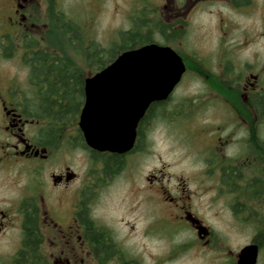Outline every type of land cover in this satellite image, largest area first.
Wrapping results in <instances>:
<instances>
[{
  "label": "flooded vegetation",
  "instance_id": "flooded-vegetation-1",
  "mask_svg": "<svg viewBox=\"0 0 264 264\" xmlns=\"http://www.w3.org/2000/svg\"><path fill=\"white\" fill-rule=\"evenodd\" d=\"M63 1L0 4V247L11 248L0 253V264L171 263L177 241L170 243L175 250L166 258L154 249L163 240L164 225L172 232L192 233L206 264H239L246 247L256 255L254 264H264V0H125V16L138 24L140 37L151 39L134 49L153 43L170 47L186 68L172 94L147 108L133 148L125 153L98 151L86 143L80 127L86 81L107 65H97L98 49L83 48L93 69L84 76L67 63L65 46L53 44L55 32L67 33ZM233 15L253 20L251 33L240 43L230 38ZM211 17L218 22L219 43L207 50L210 28L202 33L207 26L195 30L194 25ZM198 29V50L207 55L201 63L186 58ZM251 45V60L231 61L232 53ZM215 53L218 62L208 57ZM67 67L71 76L82 78L67 81L75 96H68L66 81L55 78L58 72L66 77ZM191 76L201 81L197 85L210 95V104L225 110L218 125L203 126L196 135L212 140L204 160L221 190L214 200L231 223L217 233L212 221L194 210L189 185L176 177L177 185L170 187L173 177L163 168L151 171L135 188L133 203L136 210L143 208L140 217L127 219L131 201L123 200L127 207L105 219L98 211L103 190L136 155L151 152L157 133L167 126L164 116L197 121L194 102L185 111L190 99L172 103ZM234 147L241 154L226 152ZM141 217L145 223L138 225ZM244 232L249 237L245 244L239 241Z\"/></svg>",
  "mask_w": 264,
  "mask_h": 264
},
{
  "label": "rangeland",
  "instance_id": "rangeland-1",
  "mask_svg": "<svg viewBox=\"0 0 264 264\" xmlns=\"http://www.w3.org/2000/svg\"><path fill=\"white\" fill-rule=\"evenodd\" d=\"M6 1L8 0H0V4ZM101 1L102 3L98 0L63 1V12H65L68 21L74 24V27L73 30H70L66 26L67 33L64 35L65 37L61 36L57 31L53 34L52 38L55 46H65L67 61L75 64L84 76L93 69L87 66L88 59L81 49H103L108 52L114 51L115 53H120L122 52L121 46H131V36H128L132 33L139 34L140 32L138 24L131 23L125 16L128 10V3H125V0ZM233 16L231 21L235 27L230 38L234 39L235 43H240L243 41V35L251 33L253 20L246 15ZM209 20H205L203 23L202 18L198 19L194 25V29L202 28L205 24L207 29L201 30V32L206 33L208 28H210L207 50L209 48L212 50L219 43L215 35V28L218 22L214 17H211ZM75 35L76 37H74ZM196 35L193 31L192 37L196 41H189L188 47L190 50H187L188 54L186 55L188 56L186 58L190 62L201 63V59L207 57V55L198 50V48L202 49L198 46L199 43L197 42L199 40V29ZM123 36L126 38L125 41L122 39ZM143 36L145 37V35ZM138 44L141 43L138 42ZM190 47L196 50L197 53L192 51ZM202 47L204 50L206 49L204 46ZM253 51L254 49L251 45L240 52L232 53L229 58L231 61L239 64L244 60H251ZM215 54L208 56L210 61H219L220 56L217 53ZM13 63L15 61L7 64ZM238 66V69H240L242 65ZM200 82L194 76L189 77L184 86L181 85L182 87L179 88L180 94L176 93L178 96L172 101V103L176 104L177 102L190 99V102L185 101V111L189 109V103L194 102L191 105L195 108V118L197 121L194 124L190 120L177 122L175 120L171 121L168 115L164 116L166 122L168 121L167 126L163 124L157 133L155 144L150 149L151 152L144 155L145 157L136 155L131 160L129 167L119 177L112 180L110 187H106L103 190L98 211L104 215L105 219H110L115 213L120 214V208L127 207L126 203H122L123 200L125 202L127 200L131 201L129 205L131 212L127 219L133 222L135 217H140L139 215H142L143 208L136 210V206L133 203L136 193L135 188L139 185L140 180L151 171L163 168L165 173L173 177L169 182L170 187L177 185L174 179L176 177H181L189 185V189L192 191L194 210L212 221L217 233H220L219 230H225L228 224L231 223L228 222L226 212L223 211L220 201L214 200L218 197L217 193L221 190L216 180V174L209 172L204 160L205 155L210 150L209 147L207 150L206 146H209L212 140H206L196 135L203 126L209 125L211 127L213 124L218 125V121L220 122L226 116L225 110H220L210 104L213 100L208 99L207 97L210 95L199 88L197 84ZM190 135L193 136L194 141L189 140ZM226 152L230 155L241 154L236 147L228 148ZM88 184H90V181H88ZM142 219L143 217L140 218L138 225L145 223ZM162 234V242L157 244L154 249L155 251H159L160 249L163 258L170 255L168 251L171 249L175 250L174 246L170 247V243L174 240L178 243L177 251L172 255L174 260L171 263L167 262L165 264H206V255L201 251V247L192 233L172 232L169 225H164ZM247 236V233L244 232L239 241L245 244L249 240ZM9 250H11L10 247H0V253Z\"/></svg>",
  "mask_w": 264,
  "mask_h": 264
},
{
  "label": "water",
  "instance_id": "water-1",
  "mask_svg": "<svg viewBox=\"0 0 264 264\" xmlns=\"http://www.w3.org/2000/svg\"><path fill=\"white\" fill-rule=\"evenodd\" d=\"M185 70L181 56L170 47L153 43L121 52L86 81L80 127L88 146L113 153L131 150L147 108L166 100ZM251 250H243L239 264L255 263Z\"/></svg>",
  "mask_w": 264,
  "mask_h": 264
},
{
  "label": "trees",
  "instance_id": "trees-1",
  "mask_svg": "<svg viewBox=\"0 0 264 264\" xmlns=\"http://www.w3.org/2000/svg\"><path fill=\"white\" fill-rule=\"evenodd\" d=\"M65 25L67 26V28H69L70 30H73V27H74V24L71 22V21H68V19L66 20V23H65ZM75 29H76V27H75ZM73 32V31H72ZM138 35L139 34H135V33H132V34H130L128 37H130L131 36V38H130V41L132 42L130 45V48H128V47H125V46H121V51L123 52V51H125V50H128V49H134V47H136V44H138V42H140V43H144V42H149L151 39H150V36L149 35H147L146 37H144V36H139L138 37ZM74 37H76V35L74 36ZM125 36H123L122 37V39L125 41L126 40V38H124ZM121 53V52H120ZM120 53H115L114 51H104L103 49L101 50H98L97 52H96V62L98 63V66H105V65H109L111 62H113L114 61V59L120 54ZM67 63L69 64H71V62L70 61H67ZM43 73V72H42ZM66 77H64V74L62 73V72H58V74L56 75V79H58V80H62V81H66V90H67V94H68V96H75L76 95V93H69V90L70 91H72L73 90V88L72 87H70L69 86V84H67L68 82V80H70V78L71 79H77V80H80V79H82V78H80V77H74L73 75V77L71 76V74H73V70H72V68L71 67H67L66 68ZM73 104V100H68V102H67V105L68 106H71Z\"/></svg>",
  "mask_w": 264,
  "mask_h": 264
}]
</instances>
